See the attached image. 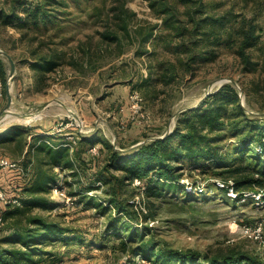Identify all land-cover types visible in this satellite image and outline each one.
Instances as JSON below:
<instances>
[{
    "label": "rangeland",
    "instance_id": "1",
    "mask_svg": "<svg viewBox=\"0 0 264 264\" xmlns=\"http://www.w3.org/2000/svg\"><path fill=\"white\" fill-rule=\"evenodd\" d=\"M23 3V7L40 5L50 19L46 21L48 29L45 23L35 28L31 21L27 24L23 19L0 28V48L16 63L12 96L18 104H12V110L19 114L7 117L0 124V133L15 125L31 128L40 116L50 125L56 121L50 131L64 139L61 143L67 142L77 152L84 151L83 157L96 161L98 169L106 163L110 148L126 154L155 138L170 135L182 112L202 105L225 84L238 90L240 103L242 94L245 113L255 120L252 126L256 129L251 133L258 131L256 120L264 131V0ZM122 5L133 10L145 22L144 26L154 25L153 36L138 52L134 44L112 42L104 60L101 59L105 64L93 71L101 63L96 50L99 31L103 30L100 20L106 19L112 8ZM190 17L197 21L191 22ZM244 24L254 25L259 36L246 49L248 63L238 55ZM23 32L27 36L21 40ZM41 44L40 53L50 48L64 51L65 58L73 56L77 65L63 64L47 74L43 86H38L37 72L31 68L36 57L31 51ZM89 58L91 63L85 67ZM2 61L9 73V62L5 58ZM149 76L158 79L145 83ZM23 84V88L19 86ZM0 94L2 110L6 95L1 81ZM40 101L51 104L33 111ZM229 110L226 122L230 127L214 133L222 137L224 148L220 157L206 169L186 160L179 162L176 165L182 168L181 177L176 183L148 181L149 189L147 182L143 185L134 179L121 188L118 186L114 198L111 178L123 174L119 167L114 165L99 180H92L94 169L89 168L88 162L82 166L79 163L53 167L56 182L41 194L48 201L46 206L27 208L22 204V211L0 226L1 245L15 244L25 249L20 242L7 244L4 239L13 229V220H22L26 227L29 216H40L59 224L62 232L32 244L42 251L33 254L32 262L21 264H135L137 257L152 259L156 264H207L205 257H222L233 251L264 264L263 244L243 233L247 225L264 224L261 194L247 193L249 197L237 199L228 194L229 189H218L227 176L220 174L222 171L241 166L254 175L264 166V156L259 157L254 149L256 144L241 141L250 134V123L236 126V110L234 106H229ZM28 135L24 133V138L32 149L34 142ZM70 137H74L75 143H71ZM12 153L11 148L0 146V158L17 160ZM0 171V186L12 191L24 188L31 174L27 168L23 174ZM56 187L75 203H67L56 195ZM111 199L129 202L131 207L122 210ZM173 249L200 256L180 260L169 255Z\"/></svg>",
    "mask_w": 264,
    "mask_h": 264
},
{
    "label": "trees",
    "instance_id": "2",
    "mask_svg": "<svg viewBox=\"0 0 264 264\" xmlns=\"http://www.w3.org/2000/svg\"><path fill=\"white\" fill-rule=\"evenodd\" d=\"M51 1L53 0H49V2ZM41 3L42 1L40 5ZM6 4H8V7L5 6ZM40 5L34 8L23 7V0H3L0 5V28L23 19L27 24L31 21L35 28H40V25L45 23V28L48 29L46 21H48L50 17L45 15L42 7H39ZM99 9L100 8H97V10ZM19 10L23 12V16L20 14L21 12ZM190 21L195 23V21H197L196 17H190ZM100 22L103 26V30L99 31L96 50L100 58L98 60H100L101 63L99 64L98 62L97 66L92 68L93 71L105 64L102 63L104 62L102 60H104L105 52L110 49L112 42L122 43L125 41L127 44H134L137 46L138 52L140 47L151 39L155 28L154 25L144 26L143 23L145 22L138 19L136 13L124 5L112 8L107 18L100 20ZM195 28H199V23H196ZM111 29H114V31H110ZM26 36V33L23 32L20 39L23 40ZM258 38L259 36L256 35V27L254 25L244 24L242 26V37L238 48V55L246 63H248L249 59L246 54V49L252 47ZM42 47L43 44L38 45L31 51L32 56L36 57L31 64V68L37 72L35 77L38 86L41 84L43 86L47 78L46 76H48L47 74L55 72L63 64L70 66L77 65V60L73 59V56L69 57L70 59H68V57L65 58L66 53L64 51L50 48L48 52L40 53L39 51L42 50ZM2 58L3 57H0V81L5 85L8 72L4 67ZM90 63L91 59L89 58L86 60V65L84 66L89 67ZM157 79V77L152 78L149 76L148 79L145 80V83L150 81L156 82ZM46 86H48V84H46ZM39 90H41V87ZM229 106H234L236 110L234 115L237 120L235 123L236 126L250 123V134L241 141L243 143L246 142V144L249 142L250 144L255 143L256 146L254 145V149L259 153H257L259 157L260 155L264 156V131L258 125V120H256L255 126L258 128V131L251 133L252 129V131L256 129L252 126L255 120L246 115L244 107L240 103L239 92L231 84L223 85L215 93L208 96L206 100L202 102V105L192 110L182 112L176 128L170 135L142 144L136 148V150L126 154L110 148L106 154V163L101 165V168L98 169H96V161H91V159L87 161V159L83 157L86 154L84 151L77 152L72 145V147L68 146L67 142L49 144L44 141H38L41 138L37 136L32 137V142L34 143L30 146L32 149H29V143L24 138V133L30 134V129L27 127L24 129V127L20 125L10 126L5 132L0 133V146L11 148L13 152L12 155L16 159L21 157L23 150L27 147L28 149L22 160V165L26 169L28 164L34 161L35 167L29 185L21 188L19 191H12L9 187H4L8 197L19 198L20 205L3 206V208L0 209L2 211L3 220L15 217V215L21 212L22 204L27 208L46 206L48 201L45 197H42L41 194L48 192L50 189L49 186L56 182L55 174L52 172V168L55 166L64 168L76 166V164L79 163L82 166L88 162L90 164L89 168L91 169V166H93L92 168L94 169L93 174L95 175L92 180L103 178L106 173L110 172V168L114 165L116 168L119 167L123 171V174L118 176L113 175L111 178V181H113V183H111V196L114 198H116L115 191L118 186L121 188L125 182H131L134 179H139L143 185H145V182H147V184H149V182L155 184L160 181L165 184L179 182L181 177L180 170L182 168L176 164L184 160L201 169L209 168L211 163L220 157L224 148V146L221 145L222 137L214 133L218 134L220 132H225L230 127L231 124L226 122V118L230 115ZM174 139H177L176 143L173 142ZM74 169L75 168H72L73 172L76 170ZM220 174H227V176L222 179L224 187H218V189L225 192L226 190L228 191V189H232L237 199L249 197L250 195H247V193L254 195L261 194L264 199V166L260 173L254 175L246 173V169L241 166L231 167L222 171ZM148 188H151L150 184ZM73 202L75 203L74 199ZM111 202L122 208V210H128L131 207L129 202H117L116 199H111ZM27 221H29V224L25 227L21 224L22 220H13L11 225L13 229L7 238L4 239L7 244L17 241L25 245L26 248H18L15 244L3 247L0 240V264L32 262L33 254L42 251L33 247L32 244L43 241L47 236H51L53 233L62 232V228L59 224L48 222L40 216H29ZM169 255L184 261L193 260L200 256L199 253L192 251L183 252L174 249L170 251ZM205 259V263L207 264H236L241 261L244 262V264H258L249 255L236 253L234 251L222 257L214 256L210 259L205 257ZM129 260L131 261L133 259ZM146 260L156 264L152 259Z\"/></svg>",
    "mask_w": 264,
    "mask_h": 264
},
{
    "label": "built area",
    "instance_id": "3",
    "mask_svg": "<svg viewBox=\"0 0 264 264\" xmlns=\"http://www.w3.org/2000/svg\"><path fill=\"white\" fill-rule=\"evenodd\" d=\"M60 131V130H57ZM71 143H75L74 137H70L69 139ZM0 170H6V171H12L17 172L19 174L24 173V168L22 166L21 160H11L8 158H0ZM220 187H224V184L222 183ZM228 194L236 198V194L233 192L232 189H229ZM54 193L67 203L71 201L73 203L71 197H68L66 193L63 191V189L56 187ZM5 205H20L19 198L17 197H8L6 191L2 186H0V209L3 208ZM4 224L2 211L0 210V226ZM243 233L246 237L251 238L253 240L258 241L259 243L263 244L264 246V224L263 223H257L253 226L247 225L243 228ZM135 264H152L151 261L146 260L144 258L137 257Z\"/></svg>",
    "mask_w": 264,
    "mask_h": 264
},
{
    "label": "crops",
    "instance_id": "4",
    "mask_svg": "<svg viewBox=\"0 0 264 264\" xmlns=\"http://www.w3.org/2000/svg\"><path fill=\"white\" fill-rule=\"evenodd\" d=\"M19 82V81H18ZM21 84V83H20ZM19 86H23L24 87V84L23 85H19ZM22 87V88H23ZM1 95V94H0ZM15 100V98H14ZM47 102H39L37 105H35L33 107V111H39V109H44V108H47L48 106H45L43 107V105H45ZM15 104H18L16 103L15 101L13 102V105ZM35 120V123L31 125V128L30 129V134L28 135V137L33 141L32 137H40L41 139L38 140V141H44L46 143H59V142H62L64 141V139H60L58 138V134H55V132H51L50 130L54 128V124H56L55 122L56 121H52L54 122L53 125H50L51 122H48L47 120H44L43 117H37L34 119ZM50 133H53V134H50ZM54 137V138H53ZM62 145V144H61ZM27 147H25V149L23 150L22 152V155L21 157L17 158V160H21V163H22V160L24 158V155L27 151L26 149ZM34 167H35V162H31L28 164L27 166V170L29 171V173L31 172V174H29V178H28V182L26 183V186L29 185V183L31 182L32 180V177H33V170H34Z\"/></svg>",
    "mask_w": 264,
    "mask_h": 264
},
{
    "label": "water",
    "instance_id": "5",
    "mask_svg": "<svg viewBox=\"0 0 264 264\" xmlns=\"http://www.w3.org/2000/svg\"><path fill=\"white\" fill-rule=\"evenodd\" d=\"M0 57H3L7 59V61L10 64L9 68V73L6 79V84H5V95H6V103L2 110H0V124L9 116L11 115H19L18 113H15L12 110V104H13V96H12V90H13V83L15 81V76H16V63L14 59L5 51L0 49ZM51 104V102H47L43 107L48 106ZM241 105L244 106V98L241 94ZM166 136V135H165ZM165 136L158 137V138H164ZM155 138V139H158Z\"/></svg>",
    "mask_w": 264,
    "mask_h": 264
}]
</instances>
